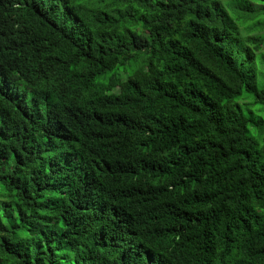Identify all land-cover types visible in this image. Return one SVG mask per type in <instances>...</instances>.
Here are the masks:
<instances>
[{"label": "trees", "instance_id": "1", "mask_svg": "<svg viewBox=\"0 0 264 264\" xmlns=\"http://www.w3.org/2000/svg\"><path fill=\"white\" fill-rule=\"evenodd\" d=\"M0 264H264V0H0Z\"/></svg>", "mask_w": 264, "mask_h": 264}, {"label": "rangeland", "instance_id": "2", "mask_svg": "<svg viewBox=\"0 0 264 264\" xmlns=\"http://www.w3.org/2000/svg\"><path fill=\"white\" fill-rule=\"evenodd\" d=\"M241 33H242V35H243V33H244L242 29H241ZM97 80L100 81V80H103V79H102V77L100 76V77H98V78L96 79V81H97ZM28 99H29V98H28Z\"/></svg>", "mask_w": 264, "mask_h": 264}]
</instances>
